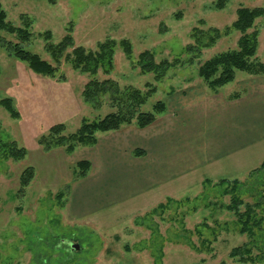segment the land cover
Returning a JSON list of instances; mask_svg holds the SVG:
<instances>
[{"label":"rangeland","instance_id":"1","mask_svg":"<svg viewBox=\"0 0 264 264\" xmlns=\"http://www.w3.org/2000/svg\"><path fill=\"white\" fill-rule=\"evenodd\" d=\"M0 1L6 20L33 34L30 41L24 42L17 33L0 29V264H256L231 256L233 248L251 238L239 231L236 214L222 207V203H230V195L221 196L212 186L224 178L246 181L250 172L261 166L264 145L227 157L217 165L203 166L121 204L101 208L92 191L98 178L91 174L93 163L85 177L90 178L89 182L77 175L80 161H93L91 156L101 154L96 150L97 144L78 146L75 152L68 153L65 147L47 150L40 139L54 124L64 123L65 134H70L78 130L84 118L98 119L114 109L105 104L95 110L84 102L82 93L89 75L74 69L65 59L57 64L55 76H44L16 57L10 44H22L26 50L55 64L45 47L43 34L47 31L52 32V41L58 43L72 27L76 44L88 49H97L99 42L110 38L118 42L129 39L134 60L150 50L158 62L167 59L177 63L161 81H156L154 73H142L118 47L114 71L109 76L100 71L98 76L110 77L122 87L131 85L147 90L148 83L156 86L157 92L141 107L142 111H153L157 101L168 103L173 93L183 94L188 87L200 86L215 93L199 76L198 69L213 56L236 49L242 33L232 29L196 55L186 50L194 43V28L225 31L237 19L238 8H264V0ZM27 22L32 23L30 27ZM255 29L260 32L257 58L264 62V16L256 20L249 32ZM248 75L238 71L236 79L222 89L231 90L234 95L243 94ZM6 97L14 99L19 118L12 117L1 104ZM165 112L158 115V120ZM157 122L144 129L156 126ZM128 128L141 129L131 124L117 131L98 133V137L120 134ZM13 142L18 148H26L24 159L5 154L2 147ZM136 150L135 157L144 155H137ZM114 151L113 145L105 148L109 157ZM119 159L108 163H117L123 170ZM30 166L35 168L36 176L22 192L21 176ZM113 176L115 173L108 178ZM120 178L124 181L111 190L110 199L119 194L117 190L129 179L125 175ZM60 192L62 196H58ZM72 194L75 201L81 202L80 208L72 205ZM169 197L174 202L168 203ZM244 199L255 201L249 194ZM160 203L167 204V208L154 213ZM206 239L210 240L211 249L203 245ZM254 243L264 248V228L257 232ZM257 247L254 254L259 253Z\"/></svg>","mask_w":264,"mask_h":264},{"label":"trees","instance_id":"2","mask_svg":"<svg viewBox=\"0 0 264 264\" xmlns=\"http://www.w3.org/2000/svg\"><path fill=\"white\" fill-rule=\"evenodd\" d=\"M237 14V19L233 25L227 27L225 31L215 27L207 30L195 27L192 35L194 43L186 47L187 51L198 55L201 54L203 48L211 47L223 35L229 34L232 29L242 33L236 49L213 56L201 64L198 69L199 76L215 93H219L224 86L233 82L238 71L246 72L252 76L264 75V62L257 58L259 29L249 32L251 28L256 26V20L264 16V8L241 6L238 8ZM6 17V12L0 1V29L17 33L24 42L30 41L33 34L24 27L14 26L6 20ZM31 24V22H27L26 26L30 27ZM43 35L46 40V51L55 64L37 53L26 50L22 44L14 46L11 43L10 48L16 57L27 62L31 69L44 76H55L58 73L57 64L65 59L74 69L89 75V81L82 93L84 102L95 110L102 109L105 104H110L114 109L98 119L84 118L78 130L70 134H65L66 125L64 123L52 125L49 133L40 139V143L45 145L47 150L65 147L68 153H73L78 146H95L99 138L98 133L117 131L131 124H136L138 128L144 129L158 121V115L167 110L168 104L164 100L157 101L153 106V111H142L141 109L149 98L157 92L156 86L148 83L149 88L147 90L131 85L122 87L118 81L110 77L100 79L98 75L102 71L109 76L114 71L115 54L118 47L123 49L130 60L135 62L134 65L140 67L142 73H154L156 81H161L177 62H171L167 59L158 62L155 53L150 50L143 51L139 54L138 59L134 60L133 44L129 39H122L118 42L110 38L104 42H99L97 49H88L76 44L72 27L58 43L52 41L53 34L51 31H47ZM240 96V94H233L232 98ZM1 104L10 112L12 117H20V111L15 106L13 98H4L1 100ZM2 149L6 155L15 159H24L27 155L26 148H18L16 142L6 143ZM136 154L143 155L144 151L138 149ZM78 167V178L83 179L91 169V162L82 160L78 163ZM35 176L34 167L26 168L21 176L20 191L24 192ZM248 177L246 181L238 178L233 180L224 178L212 187L218 189L221 196L230 195V203H222V207L236 214L239 231L248 234L251 238L250 242L233 248L231 256L239 258L243 262L262 264L264 248L257 247L254 240L257 232L264 228V215H262L264 212V160L260 167L250 172ZM208 181L211 184V180L207 179L206 182ZM62 194L63 192H60L58 196H62ZM245 194H249L255 201L246 202ZM170 202H174L172 198H168V203ZM165 208H167V204L160 203L153 212L156 213L159 209L162 211ZM203 225L208 227L207 222H204ZM262 236L260 232V237ZM209 242L210 240L206 239L203 241V245L211 249ZM255 246L259 251L258 254H254ZM221 264L226 263L222 262Z\"/></svg>","mask_w":264,"mask_h":264},{"label":"crops","instance_id":"3","mask_svg":"<svg viewBox=\"0 0 264 264\" xmlns=\"http://www.w3.org/2000/svg\"><path fill=\"white\" fill-rule=\"evenodd\" d=\"M242 90L240 97L232 98L231 90L211 93L200 86L188 87L183 94L178 91L171 95L164 117L154 126L164 123L161 127L128 128L120 134L99 138L96 150L101 156H91L90 162L94 166L92 176L104 178H95L92 186L101 208L121 204L203 166H214L227 157L263 146L264 75H248ZM110 145L115 149L112 157L105 152ZM135 149L144 151V155L135 157ZM118 158L125 169L117 163L109 165ZM113 173L115 177L108 178ZM121 175L129 179L117 190L119 194L110 199L111 190L124 181ZM85 179L90 181L89 177ZM74 198L72 194V205L80 208L81 202Z\"/></svg>","mask_w":264,"mask_h":264},{"label":"water","instance_id":"4","mask_svg":"<svg viewBox=\"0 0 264 264\" xmlns=\"http://www.w3.org/2000/svg\"><path fill=\"white\" fill-rule=\"evenodd\" d=\"M78 247V246H77Z\"/></svg>","mask_w":264,"mask_h":264}]
</instances>
